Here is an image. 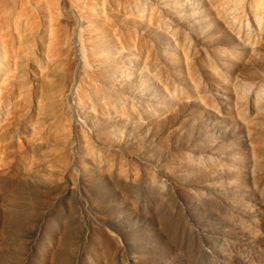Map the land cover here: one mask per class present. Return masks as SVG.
<instances>
[{"label":"rangeland","instance_id":"1","mask_svg":"<svg viewBox=\"0 0 264 264\" xmlns=\"http://www.w3.org/2000/svg\"><path fill=\"white\" fill-rule=\"evenodd\" d=\"M0 264H264V0H0Z\"/></svg>","mask_w":264,"mask_h":264}]
</instances>
